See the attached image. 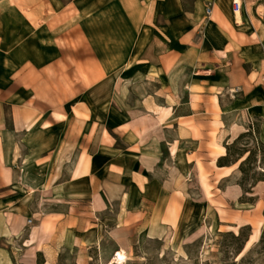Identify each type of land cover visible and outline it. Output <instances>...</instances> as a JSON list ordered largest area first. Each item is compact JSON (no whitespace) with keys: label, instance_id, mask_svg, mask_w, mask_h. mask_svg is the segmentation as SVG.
<instances>
[{"label":"crops","instance_id":"obj_1","mask_svg":"<svg viewBox=\"0 0 264 264\" xmlns=\"http://www.w3.org/2000/svg\"><path fill=\"white\" fill-rule=\"evenodd\" d=\"M251 127L264 0H0V264L251 228L217 163Z\"/></svg>","mask_w":264,"mask_h":264},{"label":"rangeland","instance_id":"obj_2","mask_svg":"<svg viewBox=\"0 0 264 264\" xmlns=\"http://www.w3.org/2000/svg\"><path fill=\"white\" fill-rule=\"evenodd\" d=\"M257 142L254 137H246L231 151V161L242 150L252 152L250 160L243 166L244 172L239 171L238 179L245 189H249L250 194L253 182L264 178V149ZM254 199L243 196L241 201L253 203ZM248 221L251 222L252 231L248 226L239 230L224 228L221 232L208 228L200 236L184 243L175 240L171 242L169 239L143 242L131 239L129 247L122 251L106 249L100 252L91 249L87 252L90 260L85 264H264V208H261L259 215L254 214ZM239 233L240 237L235 238ZM244 239L247 240L243 245ZM240 248L242 250L238 254ZM77 252H61L58 264H76Z\"/></svg>","mask_w":264,"mask_h":264},{"label":"trees","instance_id":"obj_3","mask_svg":"<svg viewBox=\"0 0 264 264\" xmlns=\"http://www.w3.org/2000/svg\"><path fill=\"white\" fill-rule=\"evenodd\" d=\"M257 134V128L255 127V128H250L245 134H243V135H241L231 146H229V147H227L226 148V150H227V155L223 158V159H221V160H219L217 163L220 165V164H227V163H229V162H233V163H235V162H237V161H239L240 159H242L245 155H246V157L242 160V161H240V163H239V165H238V170L241 172V173H243L244 171H243V166H244V164L245 163H247L249 160H250V158H251V155H252V152L251 151H246V150H242L241 151V153H239V154H237L236 155V159L235 160H233V161H231V151H232V148L241 140V139H244V138H246V137H249V138H251V137H254L255 139H256V137H255V135ZM257 144H258V146L260 147V148H262V149H264V143H261V142H257ZM258 181H262V182H264V178H260V179H257V180H255L254 182H253V184L250 186L251 188L256 184V182H258ZM239 185H240V187L243 189V191L245 192V193H250V191H249V189H245L244 188V186L241 184V183H239ZM240 237V233L235 237V238H239ZM246 240L247 239H244V240H242V243H243V245L245 244V242H246ZM241 250H242V248H240L238 251V254L241 252ZM40 262H41V255L40 254H38L37 255V264H40Z\"/></svg>","mask_w":264,"mask_h":264},{"label":"built area","instance_id":"obj_4","mask_svg":"<svg viewBox=\"0 0 264 264\" xmlns=\"http://www.w3.org/2000/svg\"><path fill=\"white\" fill-rule=\"evenodd\" d=\"M243 0H231V8L233 13H238L241 9ZM211 12V5H207L206 15H209Z\"/></svg>","mask_w":264,"mask_h":264},{"label":"bare ground","instance_id":"obj_5","mask_svg":"<svg viewBox=\"0 0 264 264\" xmlns=\"http://www.w3.org/2000/svg\"><path fill=\"white\" fill-rule=\"evenodd\" d=\"M117 255H119V253H117Z\"/></svg>","mask_w":264,"mask_h":264}]
</instances>
